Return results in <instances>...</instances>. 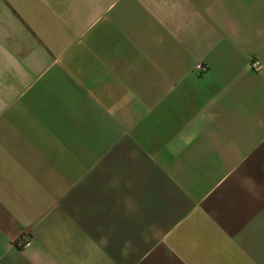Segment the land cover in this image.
<instances>
[{"label":"crops","instance_id":"0c3cea01","mask_svg":"<svg viewBox=\"0 0 264 264\" xmlns=\"http://www.w3.org/2000/svg\"><path fill=\"white\" fill-rule=\"evenodd\" d=\"M0 264H264V0H0Z\"/></svg>","mask_w":264,"mask_h":264},{"label":"built area","instance_id":"2783aa9c","mask_svg":"<svg viewBox=\"0 0 264 264\" xmlns=\"http://www.w3.org/2000/svg\"><path fill=\"white\" fill-rule=\"evenodd\" d=\"M251 68L253 70H258L260 68V63L258 61H254L251 63ZM196 70L200 73H203L206 71V67H204L202 64H198L196 66ZM17 246L22 249L29 248L31 246V241L27 237L23 236L17 241Z\"/></svg>","mask_w":264,"mask_h":264}]
</instances>
